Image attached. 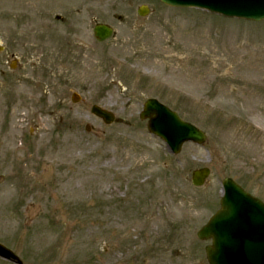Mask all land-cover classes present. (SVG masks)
I'll return each instance as SVG.
<instances>
[{"label":"rangeland","instance_id":"obj_1","mask_svg":"<svg viewBox=\"0 0 264 264\" xmlns=\"http://www.w3.org/2000/svg\"><path fill=\"white\" fill-rule=\"evenodd\" d=\"M99 22L111 39H95ZM0 41V241L26 264H209L197 231L222 180L264 199V21L160 0H0ZM150 97L206 143L174 155L139 117Z\"/></svg>","mask_w":264,"mask_h":264},{"label":"water","instance_id":"obj_2","mask_svg":"<svg viewBox=\"0 0 264 264\" xmlns=\"http://www.w3.org/2000/svg\"><path fill=\"white\" fill-rule=\"evenodd\" d=\"M170 5L180 6H197L207 8L212 11L220 12L226 16H234L256 21L264 19V0H163ZM141 15H146L148 9L142 6L139 9ZM112 28L99 24L95 27V35L98 40H105L112 35ZM3 47L0 46V51ZM92 112L102 117L107 123L113 121L114 116L99 106H93ZM142 118L150 117L149 128L151 131L158 133L171 145L173 150H179L181 145L187 140H193L198 143L205 141V134L193 125L182 121L177 113L171 111L166 106L155 100H148ZM209 175L207 168L196 170L193 172L192 180L195 185H202ZM226 195L222 200L221 210L211 219L209 224L200 232L201 238L213 237L214 245L207 247L208 258L211 264H230L231 250H236L234 239L231 234L235 232L238 225L245 226L246 218L240 216L241 209L244 205L255 207L253 215L249 218L264 227V206L248 200L243 194V190L231 179L224 181ZM262 206V207H261ZM238 219L236 227L233 220ZM246 230L248 229V224ZM264 244V240H263ZM0 252L5 253L2 249ZM9 252V251H8ZM10 253V252H9ZM261 257H264V248ZM264 264V263H263Z\"/></svg>","mask_w":264,"mask_h":264}]
</instances>
